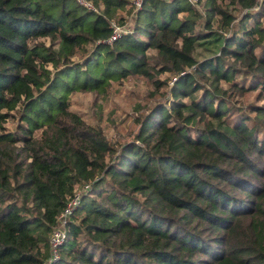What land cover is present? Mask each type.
I'll return each mask as SVG.
<instances>
[{"label": "trees", "instance_id": "trees-1", "mask_svg": "<svg viewBox=\"0 0 264 264\" xmlns=\"http://www.w3.org/2000/svg\"><path fill=\"white\" fill-rule=\"evenodd\" d=\"M84 1L0 0V264H264V0ZM131 75L166 102L114 148L70 97Z\"/></svg>", "mask_w": 264, "mask_h": 264}, {"label": "rangeland", "instance_id": "rangeland-1", "mask_svg": "<svg viewBox=\"0 0 264 264\" xmlns=\"http://www.w3.org/2000/svg\"><path fill=\"white\" fill-rule=\"evenodd\" d=\"M128 1L139 3V0ZM227 2L228 0H224L223 5L227 6ZM233 13L240 14L238 6H235ZM117 17L123 19L125 24L119 25L123 28H127L126 26L133 22V15L128 10H119ZM158 39L169 42L170 37L168 34L160 33ZM150 51V53L154 52ZM77 59L76 57L75 60ZM160 79H165V76L160 75ZM164 89L165 87L161 90L156 88L150 80L141 75H131L122 80L112 81L105 95L94 92L72 93L71 108L77 111L86 123L99 125L111 145L119 148L124 142L134 140L139 129L137 118L142 117L154 104L166 102L163 95L165 94ZM237 99L235 100V112H244L250 109V105L257 103L255 93H249ZM5 126L13 130L15 122L8 121Z\"/></svg>", "mask_w": 264, "mask_h": 264}, {"label": "built area", "instance_id": "built-area-1", "mask_svg": "<svg viewBox=\"0 0 264 264\" xmlns=\"http://www.w3.org/2000/svg\"><path fill=\"white\" fill-rule=\"evenodd\" d=\"M78 1L88 6L89 8H92V6L89 3L85 2L84 0H78ZM189 1L193 4L197 2V0H189ZM140 3L141 0H139V3H137L136 5H140ZM112 27H113V33L110 39L108 40L109 43L114 41L116 37L119 35V33L122 31V27L117 25L116 23H112ZM87 187L88 186H86L85 188ZM79 195H80V190L78 189L75 196L68 202L65 209L57 217V221H58L57 227L53 230L49 240L51 260H55L59 256L60 246L67 237V231H66L67 221L70 215L72 214L74 207L78 204Z\"/></svg>", "mask_w": 264, "mask_h": 264}]
</instances>
